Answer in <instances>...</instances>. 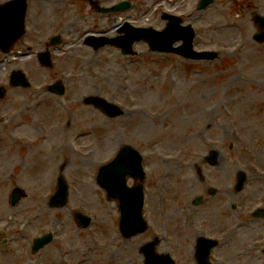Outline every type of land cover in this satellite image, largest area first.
I'll return each instance as SVG.
<instances>
[{"label":"rangeland","instance_id":"rangeland-1","mask_svg":"<svg viewBox=\"0 0 264 264\" xmlns=\"http://www.w3.org/2000/svg\"><path fill=\"white\" fill-rule=\"evenodd\" d=\"M56 1L53 10L50 2L38 9L47 20L53 12L55 31L64 41L56 63L66 93L49 99L37 89L54 76L35 78L19 108L24 118L37 121L38 141L31 153L0 141V240L11 241L0 249V264H144L140 247L152 235L160 237L156 251L169 252L175 264H195L193 244L202 236L218 241L213 264H263L264 217L253 213L264 210V43L256 47L249 37L255 31L253 13L264 14V0H215L203 12L195 10V0H127L133 7L122 13H99L88 0ZM164 12L195 26L197 50L214 49L219 56L191 61L152 52L144 42L134 44L137 55L123 56L115 47L94 51L82 42L89 33L118 35L116 26L123 21L161 30ZM248 53L257 55L255 63ZM86 95H102L124 114L109 119L83 104ZM51 109L57 112L52 121ZM2 111L1 117L10 115ZM125 144L143 156L145 215L154 221V229L131 238L120 235L116 201L107 200L95 180L99 165ZM211 150L219 154L213 166L205 159ZM29 167L30 178L22 172ZM239 171L247 178L237 192ZM59 173L68 184V203L52 209L46 201ZM9 175L26 181L4 179ZM14 186L26 197L10 207ZM198 197L201 202L193 205ZM76 211L92 217L86 229L74 222ZM47 231L54 233L53 243L28 254L27 240L29 245Z\"/></svg>","mask_w":264,"mask_h":264},{"label":"water","instance_id":"water-1","mask_svg":"<svg viewBox=\"0 0 264 264\" xmlns=\"http://www.w3.org/2000/svg\"><path fill=\"white\" fill-rule=\"evenodd\" d=\"M174 24H169L167 28L162 32H157L152 29H146V30H139V35H135L130 41H128V44H130L133 40H141L144 39L151 45V48L153 50L158 51H174L178 52L179 54H182L187 57H194L197 58L198 56H212L214 54L205 52L203 54L195 53L191 50V39L193 37L192 32L189 28H186L187 32L190 34V41H188L184 46H181L179 48H172V44L181 39L183 34L179 33L177 29H175ZM174 29V30H173ZM113 110V109H112ZM114 112V111H113ZM129 168L133 169V173H138L140 171V157L139 155L131 150L127 149L123 150L119 153V155L107 166L103 167L98 175V182L102 187H105L109 194L116 195L117 193H121L122 197L126 196L127 198L130 197L131 193L130 190L126 189L125 187V180L124 177L129 172ZM244 178H240V184H242ZM64 192V186L61 182L60 185V191L57 192V194L54 197L53 204L59 202H64L62 199V196L65 194ZM16 198V197H14ZM134 200L136 201L135 197ZM82 222L84 226H86L89 223V218L81 217ZM50 240V236L43 237L38 240V243L41 245L43 243H46Z\"/></svg>","mask_w":264,"mask_h":264}]
</instances>
